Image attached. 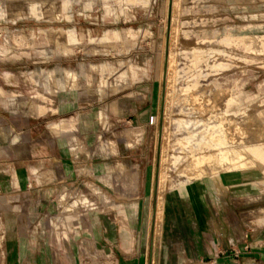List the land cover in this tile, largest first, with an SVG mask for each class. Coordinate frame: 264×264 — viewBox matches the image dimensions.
Wrapping results in <instances>:
<instances>
[{"label":"rangeland","instance_id":"1","mask_svg":"<svg viewBox=\"0 0 264 264\" xmlns=\"http://www.w3.org/2000/svg\"><path fill=\"white\" fill-rule=\"evenodd\" d=\"M170 2L0 0V126L43 116L39 132L47 124L66 154L58 173L6 154L7 179L27 169L44 185L54 173L44 200L7 201L55 263L58 255L62 264H152L154 253V264H264V0H175L172 35ZM68 29L82 41H70ZM215 126L248 157L242 169L221 166L215 147L195 168L190 134L209 136ZM5 128L1 148L25 141ZM234 172L236 194L206 186ZM188 185L202 186L207 218L201 224L193 202L180 201L195 227L183 246L171 236L170 196Z\"/></svg>","mask_w":264,"mask_h":264},{"label":"crops","instance_id":"2","mask_svg":"<svg viewBox=\"0 0 264 264\" xmlns=\"http://www.w3.org/2000/svg\"><path fill=\"white\" fill-rule=\"evenodd\" d=\"M68 12L65 16L70 18ZM68 30L70 31V33H73L76 36V41H72L73 43L82 41L76 29ZM107 31H105L104 33H106ZM96 39L103 38H101L100 36V38ZM96 39L93 38L92 40ZM31 118L32 119H29V122H25L24 125L21 123L22 125L20 126L14 123L6 124L1 121L0 128L6 129L5 127H8L9 129H13L14 131H20V135L25 139V141L21 143V145H18L19 142L14 143L13 139H10V145H5L2 148L0 147V227H2V237H4V246L2 245V247L6 250L5 254L3 255L0 252V264H62V261L60 260L58 255L56 257V263L55 261H53V256L51 257V252L49 251L50 249H48L49 246L47 241L39 240L38 235H35L32 232H26L25 229L21 227V223H19L20 219L11 216L12 207L7 201L11 197L20 200H23L25 198H30L33 200L35 198H38L40 200H44V194L47 195L51 193V191H48L47 189L49 188V183L54 181V173H46L44 185H40L37 180L33 178L32 172V175H28L27 169L14 170L15 176L7 179L5 177L6 175H4L3 173L5 170L1 169L2 165L6 163L4 157L6 154H17L18 156H24V158L22 157L23 159L19 161L38 163V166L32 167V170L44 167L57 173L63 170L62 164H64L66 161L64 142H62L60 139H55V143L53 140H50L49 135L46 132L48 129L47 124H45L44 126L45 132H39L40 129L38 128V126H42V123L39 122V119L43 118V116ZM3 140L5 141V139L2 137L0 139V144ZM219 183L221 184L219 185ZM240 184L241 173L234 172L226 174L225 176L219 178V180L212 179V181L206 186H214L218 189H221L223 192H227L231 187L233 190L232 194H236L235 188L238 185L240 186ZM44 188L46 189L45 191L43 190ZM51 189L53 190L52 187ZM187 197L193 202L194 208L196 210L197 216L201 221V224H203L207 218L206 209L203 202L204 198L202 186H182L180 189L172 193V195L170 196V201L174 210L171 212L173 218L171 224H169L172 227L171 236L175 237L177 243L183 246H185L184 243H187L188 241L192 242L193 239L191 237L195 236V227L191 226V224L187 222L185 214L183 212V208L180 204V201ZM40 204L42 206L44 203L41 202ZM17 207L18 209L21 208L20 206ZM49 222L50 226L53 227L55 225L53 219H51L50 217ZM211 225L212 224H210L209 222V229L212 228ZM233 232L234 235L240 237V225L234 226ZM50 233L56 236L52 228ZM208 235L209 237L214 236L212 232H208ZM66 238L67 236L64 235L65 243L66 245H68L66 242ZM42 242H45V244H41ZM144 249H147L146 244L144 245ZM92 256L95 257V254H93ZM68 258L73 262L72 256H69ZM153 260L154 253L152 254V264H154Z\"/></svg>","mask_w":264,"mask_h":264},{"label":"bare ground","instance_id":"3","mask_svg":"<svg viewBox=\"0 0 264 264\" xmlns=\"http://www.w3.org/2000/svg\"><path fill=\"white\" fill-rule=\"evenodd\" d=\"M170 1V0H169ZM169 11V10H168ZM170 12H171V17H172V20H171V26H170V33L171 35L173 34L172 31H173V23L175 21V16H174V12H175V0H171L170 2ZM52 31V30H51ZM59 31V30H58ZM64 31V30H63ZM60 32H61V29H60ZM61 34V33H60ZM57 39V37H56ZM61 39V38H60ZM59 39V41H60ZM69 39L70 41H76V37L74 35H69ZM55 40V39H54ZM52 41V40H51ZM62 41V40H61ZM55 42H58L57 40H55ZM54 42V43H55ZM62 44V43H61ZM63 45V44H62ZM65 46V45H64ZM75 47V46H74ZM74 49V48H73ZM63 50H66V49H63ZM171 51L169 50L168 48V53H167V58H168V72L166 73L165 75V81H166V84L168 83V73L170 71V67H171ZM70 75V74H69ZM71 76V75H70ZM69 76V77H70ZM52 77V76H51ZM68 77V76H67ZM169 85V83H168ZM169 87V86H168ZM169 95V93H167V86H166V97ZM165 97V98H166ZM169 99V98H168ZM196 101H198V99L196 98ZM167 102V101H166ZM167 106V105H166ZM205 107V106H204ZM206 108V107H205ZM204 108V109H205ZM34 110V109H33ZM167 110V108H166ZM206 110V109H205ZM166 113V112H165ZM172 119V118H171ZM204 123V122H203ZM215 132L213 134H210L209 136L205 133V134H201L200 136H196V134H190V138L192 139V141H196V145H197V148H198V152L196 153L195 151V154L193 157H191V159L193 161H195V168L196 169H201L202 165L207 163L209 158H207V156L203 155L204 153L202 152L203 150L205 149H209V148H220L219 149V161H220V164L221 166H226V164H228L229 166L231 164L233 165H236L235 169L237 170H240L242 169L244 166H246L247 162L249 159L248 157L246 156V154H243V151H239L238 148H236V146L234 145V143L232 142H228L227 140L229 138H227L226 140V134L224 135L223 133V127L222 126H215ZM226 130V128H225ZM164 132V131H163ZM235 133V132H234ZM163 135V133H162ZM162 138V136H161ZM232 139V138H231ZM162 141V140H161ZM232 141V140H231ZM261 142V141H260ZM242 145L244 144V142L242 141L241 142ZM240 143V144H241ZM195 147V146H194ZM242 147V146H241ZM244 147V146H243ZM222 148L224 150H222ZM163 149V148H162ZM192 150V149H190ZM216 150V149H215ZM243 150V149H242ZM163 151V150H162ZM194 152H191V153H194ZM216 154V153H215ZM164 155V154H163ZM214 155V154H213ZM218 156V155H217ZM216 156V157H217ZM213 157V156H212ZM215 156L213 158H216ZM162 159V158H161ZM215 160V159H214ZM253 160L255 161V159L253 158ZM192 161V162H193ZM216 161V160H215ZM165 163V162H164ZM211 163V162H210ZM215 164V163H214ZM193 165V164H192ZM211 165V164H210ZM216 165V164H215ZM232 166V165H231ZM259 166V165H258ZM204 167V166H203ZM202 167V168H203ZM212 167V166H211ZM193 168V167H192ZM194 168V170H195ZM215 168V166H214ZM213 168V169H214ZM217 168V167H216ZM222 168V167H221ZM258 168V167H257ZM210 169V168H209ZM232 168H230L229 170H231ZM163 170V169H162ZM192 170V169H190ZM204 170V169H203ZM208 170V169H207ZM206 171V170H205ZM215 171V170H214ZM214 171H212L211 173H213ZM228 171V170H227ZM164 172V171H163ZM162 172V173H163ZM192 172H195V171H192ZM196 172H199L196 170ZM161 173L160 177H159V193L161 192V185L163 183V181L166 179L164 177L166 176H163V174ZM201 173V172H199ZM204 173V171H203ZM208 173V172H207ZM197 174V173H196ZM202 174V173H201ZM209 174V173H208ZM195 176V175H194ZM199 176V175H198ZM196 177V176H195ZM203 177V176H202ZM194 180V179H193ZM166 181V180H165ZM165 184V182L163 183V185ZM156 188H158V179L156 181ZM162 189H164L162 187ZM163 194V193H162ZM160 197V195H159ZM160 199V198H159ZM158 199V201H159ZM161 202V201H160ZM159 202V203H160ZM163 202V200H162ZM158 204V203H157ZM161 205V204H160ZM159 206V205H158ZM163 206V205H162ZM158 208V207H157ZM162 208V207H161ZM158 209V213H156V222H157V225H155V214H154V223H153V232H154V242H155V239L157 237H161V234H160V229H159V225L161 226L162 223H163V217L162 216V210ZM164 211V209H163ZM154 261V260H153Z\"/></svg>","mask_w":264,"mask_h":264}]
</instances>
